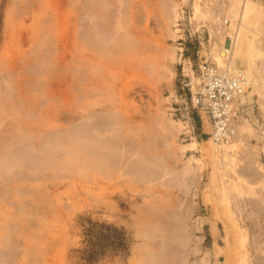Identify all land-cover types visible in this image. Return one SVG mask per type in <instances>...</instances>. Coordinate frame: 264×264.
<instances>
[{
  "label": "rangeland",
  "instance_id": "rangeland-1",
  "mask_svg": "<svg viewBox=\"0 0 264 264\" xmlns=\"http://www.w3.org/2000/svg\"><path fill=\"white\" fill-rule=\"evenodd\" d=\"M84 1L0 0V121H3L2 125L0 124V133L4 130L3 134L6 135L8 132L5 129L9 131V134L4 138L3 134H0V137L2 135L0 147L12 143L13 145H9L11 150L12 147L17 148V145L21 143V138L18 139L19 143L16 139L14 142L11 139L10 143L4 141L5 137L12 134V131L10 132L11 124L7 123L12 115L10 116L11 113L9 116L6 114L11 110L10 103L14 102L13 104H15L19 100V93H16V88L19 86V89H22V91L18 89L21 93L20 96L24 94L22 98L20 97L21 100L25 98V102H28L31 98L30 104L31 102L35 103L32 106L36 105L37 108L39 105L40 112L36 109L38 112L36 113L39 115H35V120L24 116V110H21L23 105L18 106L19 112L13 106L12 110L16 116L21 115L20 112H22L23 120L25 122L29 120L28 123H37V121L39 123V120L44 121L46 118L49 121V118L53 119L54 115L60 114V111L55 112L58 110H61L62 114L60 115L62 116L64 112H72L74 109L76 113H81L79 107L83 106L82 104L85 102H91L90 99L94 103L96 101L93 99H96L97 105L100 100L102 102V99H107L104 100L105 102L103 101L104 103H100L101 107L97 106V109L100 111L101 109L113 110L112 107L119 108L121 118L126 123L120 125L116 129L118 131L113 134L117 136V140H123L124 145L129 148L132 149V145H134V154L127 153L126 147H123L126 149L122 150L123 153L121 152L124 162L121 161L122 157L119 159L120 163L126 162L125 166L120 164L118 168L113 167V170L108 165V169H110L108 171V166L103 170L99 169L100 167L96 169V167L91 168L90 166H88L89 169L86 166L83 169V165H81L82 168L79 169L83 171L81 172L78 171L77 165V169L74 168L73 163L71 162V164L70 160L66 158H62L63 162L66 159L65 162H69L68 164L73 166L72 170L67 167L64 169L66 163L61 165L65 171H62L61 167L58 168L56 164L59 165L58 162L62 159H58L57 163L56 160H52L55 164L52 163L53 169L49 168V166L52 167L51 163L42 168L26 166L24 163L21 166L17 163L20 161L22 163L23 160L19 161L18 159V162L12 161V164L18 165L17 168L16 165L11 164L9 160L11 158L7 159L6 157L15 153L8 154L9 149L5 147L7 150H4L5 154H3V148H0V152H2L0 154L5 156L4 158L1 155L0 158L2 170L9 169V166V170L12 169L10 173L7 169L2 171L0 168V185L2 186H0V264H157L155 256L159 252L154 254L157 250L161 249L159 251H162L169 246L170 250L165 252L166 255L169 254L167 255L168 261L162 264H197L199 262L200 264L202 262L204 264H264V0H252L257 7L263 9L262 15L256 21L257 23L242 27L244 30H242V35L240 34L242 41L255 47L252 52L256 51L257 55L250 53L251 50L246 54L249 50L247 49L245 55L239 56L240 58L234 57L235 61L233 58H230L229 61V53L225 54L222 49L226 46L225 44H227V49L232 47V38L239 24L238 18H234L235 10L231 11L229 8L232 0H126L125 6L128 12H126V21L124 20L123 24L125 34H128L126 36L130 35L129 38L132 39L129 40H133L127 50L132 55L129 57L133 58V62V60L146 59L151 55L152 62L154 60L155 62L152 65L150 60L152 65L150 67L139 62L141 65L138 66L141 68H133L129 65L131 59L130 61L129 59L125 60L126 65H122L124 62L119 60H116L115 63L114 59L108 63L109 70L112 69L108 73H115L114 76L110 75V77L105 74L107 75L106 80L109 82L107 86L104 87L102 84L103 86L95 89L89 87V90L104 89L108 87V84L114 86L106 88L103 93L100 89L101 93H98L100 96L93 91L89 100L84 98L82 93L75 94V90L78 91L77 83L79 82L76 69H81V66L78 67L80 60L84 57L86 59L92 57L88 48L83 49L86 46L82 48L80 46L82 44H77L81 42L78 35L81 31L82 19L87 18V14H85L87 2ZM195 4L200 6L198 7L200 13L196 16ZM165 6H169V8ZM171 6L173 9H170ZM27 13H32L30 15L34 17L31 16V18ZM52 28L56 31H53ZM130 30H133V37ZM51 32L52 34L57 33L60 39L55 34L53 37ZM42 35L47 36L48 40L49 38L55 39L58 43H54L52 40L51 43L50 40L45 41L47 40L45 39L44 46L41 43L44 39ZM74 38L78 42H75ZM143 47L144 49L147 47L145 50L148 52ZM124 52L126 51L124 50ZM151 52L152 54H149ZM135 55L142 58L138 59ZM79 57H81L80 60ZM125 57L127 56L122 57V61L127 59ZM206 57L213 63H217L219 67L232 61L230 63L232 73L237 71L245 73L248 70L252 74V79H255L262 89V94H259L251 86L252 81L249 82L250 84L247 82L249 87H246L245 96L240 104L242 113L235 123L238 126L234 125L235 134L233 133L232 139L228 142L230 146H233L232 152L215 153L211 151L213 149L211 140L213 139L210 123L203 113H198L191 107L192 87L199 83L197 73L199 64ZM95 58L90 60L92 64L95 62L97 65L98 61H95ZM245 58H248L247 62H245ZM27 61L29 63H26ZM127 65L129 67H126ZM161 67H165L166 71L165 68L164 71L167 73ZM155 70L158 71L155 72ZM94 72L98 73L99 71L95 69ZM44 79L51 85L47 82L45 87ZM112 79L115 82L111 83ZM7 81L8 83H6ZM33 82L34 84H32ZM74 85L77 88H71ZM48 86L51 87L47 89ZM74 88L75 90H73ZM51 89L54 91L53 95L50 94L52 93ZM47 90H51L50 93L48 91L49 98L47 93L45 94ZM25 93L34 97H25ZM77 95L80 96L77 97ZM15 96L18 100L13 98ZM52 98L53 105L57 106H54L55 111L50 110L53 106H51L52 103L50 104ZM86 99L87 101H85ZM64 100L68 102H62ZM75 102L76 107L72 105ZM67 103L70 106L69 109H65ZM89 106L91 107L92 104ZM47 107H50V112L46 111ZM14 113H12L13 116ZM42 113L48 117L46 116L44 119L45 116ZM162 114L166 117L164 118ZM65 115L70 114L66 113ZM157 115L165 121L160 122ZM30 116L35 118L33 115ZM73 121L62 120L60 125L66 128L71 122L75 124L78 120ZM245 121H247L246 125ZM47 122L44 121L43 125ZM164 122L165 124H163ZM36 123L34 125L38 124ZM178 123L183 124L181 131L179 128L175 129ZM172 124L174 125L172 126ZM39 125L42 123L40 122ZM42 129L48 130L47 128ZM20 130L16 129L15 131L14 129L13 134L16 132L18 134ZM22 130L23 133L24 130ZM112 132H107L106 135ZM157 132L158 135H156ZM165 135L170 139L164 141ZM151 136H154V139ZM155 137L161 138L163 141ZM149 139H152V142H156L157 139L160 142H165L163 145L157 146L158 149L155 146V149L157 154L162 156L166 167L169 166L168 170L180 171L184 166L190 167L194 173L189 177L190 186L174 188L169 183V187L165 186L166 180L170 178V175L166 174L161 176L160 180L154 178L155 181H153L154 179L151 178L153 180L145 181L146 184L142 179L139 181L138 174L136 178V176L125 173L128 171L127 169L131 170V167H128L131 165V161L136 158V152L138 153L140 148L145 146L143 144L149 142ZM138 140H142V142ZM139 143H142V146ZM16 148L13 149L16 150L14 152L22 147ZM23 148L27 149V147ZM6 151H8L7 154ZM128 154L130 156H127ZM2 157L9 161L8 167L4 166L7 160L3 163ZM72 161L78 163L74 159ZM2 164L4 165L2 166ZM55 166L60 170V173L57 169L53 173L59 174L56 173L57 175L52 177V170L56 169ZM30 169L33 172L29 171ZM39 169L41 172L45 170L47 172L45 171L43 174L38 172ZM74 169L77 170H75L77 173L73 172ZM22 170L23 172L27 170L28 172H25L27 174L22 173ZM49 171H51V177L47 176ZM33 173L35 174L33 175ZM129 174L131 173L129 172ZM132 174H134V170ZM186 187L188 189H185ZM163 217L168 219L165 220ZM162 224L164 225L162 226ZM161 236L166 237L164 239L166 241H162ZM162 245L167 246L162 248ZM155 249L157 250L155 251Z\"/></svg>",
  "mask_w": 264,
  "mask_h": 264
},
{
  "label": "bare ground",
  "instance_id": "bare-ground-1",
  "mask_svg": "<svg viewBox=\"0 0 264 264\" xmlns=\"http://www.w3.org/2000/svg\"><path fill=\"white\" fill-rule=\"evenodd\" d=\"M53 1V0H52ZM144 1V0H143ZM163 1V0H162ZM84 2H87L86 4H85V6H86V8H87V10H85V14H87V18L89 19V20H86V19H82L83 21H82V24L80 25L81 27V31H80V33H79V31H78V33H79V39H81V42H78L75 38V42L77 41L78 43L77 44H82V45H80L82 48H83V46H86L85 48H83V49H86V48H88L91 52L90 53H92V57L90 58L91 60H92V58H95V57H97L98 58V60H97V58H95V61H98V62H96L97 63V65L95 64V62L92 64V61L89 59V58H87L86 59V57H84L83 55V59H81L80 60V58L81 57H79V60H80V65H78V64H76V65H78V67H80L81 66V69H76V71H77V76H79V78H78V83H77V87H75V85L74 86H70L71 88H73V87H75V88H77L78 89V91L77 90H75V88L73 89V90H75V94H77L78 92L79 93H82V94H84V98H89V97H91L93 94H92V92L94 91V92H96V94H98V93H101V92H99L100 91V89L102 90V93H103V90H105L106 88H108L109 89V87L111 88V86H114V85H111V86H109V84H108V87H106V88H104L105 87V85L107 86V83H109V82H107V80H106V77H107V75L108 76H114V74L115 73H108V72H110L111 70H109V67H108V63H111V61H114V59H115V63H116V60H119V61H121V62H124L122 65H124L125 64V60H127L128 61V59H129V61H130V59H131V62H130V64L129 65H131V67L133 66V68H141L140 66H138V65H141V64H145L146 66H152L153 64H154V62H155V60L152 62V60L153 59H151L152 57H151V55H150V57H147L146 59H141L140 61H134L133 60V62H132V57H129V55L130 56H132L131 54H129V52L127 51L128 50V47L130 46V44H131V42H133V40L132 41H130L131 39L129 38L130 37V35H129V37L128 36H126V35H128V34H125V28H124V24H123V22H124V20L126 21V15H127V13L126 12H128L127 11V7L125 6V3H126V0H85ZM136 2V1H135ZM128 3V2H127ZM131 3V2H130ZM155 3V2H154ZM169 3V2H168ZM167 3V4H168ZM172 3V2H171ZM230 3H232L231 4V6L229 7V8H231V11L232 10H235V12H234V18H238V20H239V24H238V26H237V28H236V32L234 33V37L232 38L233 40H232V47L230 48V49H227L228 47H227V44H225L226 46L225 47H223L222 49H224L223 51H224V53L226 54V53H229V61H230V58H233V60L235 61V59H234V57H239V56H242V55H245V53H246V50L247 49H249L248 50V52L246 53V54H248L249 52H250V50H251V52L250 53H255V52H252V51H254V49H255V47L254 46H252V45H247L244 41H242V39H241V33H243L242 32V30H244L242 27H245L246 25H248V24H252L253 25V23L254 22H256V21H258L259 20V18L261 17V15H262V13H261V11L263 10H261V8H259V7H257L256 6V4L254 3V2H252V0H232V2H230ZM28 5V4H27ZM129 5V4H128ZM164 5H165V3H164ZM38 6H40V5H38ZM37 6V7H38ZM170 6V5H169ZM169 6H165V7H167V8H169ZM174 6V5H173ZM173 6H171L170 7V9H173ZM143 7V6H142ZM198 7H200V6H198L197 4H195V6H194V11H195V16L196 15H198L199 13H200V11H199V8ZM85 8V7H84ZM233 8V9H232ZM31 10H33L32 8H30ZM29 9V11H31ZM40 9V8H39ZM129 10V9H128ZM35 11H36V9H35ZM84 11V10H83ZM163 11V10H162ZM230 11V10H229ZM230 11V12H231ZM32 12H34V11H32ZM37 12V11H36ZM36 12H34V13H36ZM138 12V11H137ZM201 12H202V10H201ZM162 13V12H161ZM174 13V12H173ZM26 14V13H25ZM24 14V16H26ZM30 14H32V13H30ZM30 14H28L27 13V15H29L30 17L32 16V15H30ZM56 14V13H55ZM175 14V13H174ZM203 14V13H202ZM202 14H201V16H202ZM36 15V14H35ZM51 15V14H50ZM134 15V14H133ZM175 15H177V14H175ZM18 16V15H17ZM24 16H22V17H24ZM28 16V17H29ZM45 16V15H44ZM56 16V15H55ZM54 16V17H55ZM171 16V15H170ZM204 16V15H203ZM27 17V18H28ZM32 17H34V16H32ZM31 17V18H32ZM131 17V16H130ZM174 17V16H173ZM173 17H172V19H173ZM178 17V16H177ZM198 17V16H197ZM14 18V17H13ZM58 18V17H57ZM85 18V17H84ZM128 18V17H127ZM214 18V17H213ZM42 19V18H41ZM76 19H77V17H76ZM130 19V18H129ZM128 19V20H129ZM132 19V18H131ZM134 19V18H133ZM199 19H200V17H199ZM23 20V19H22ZM58 20V19H57ZM170 20V19H169ZM8 21V20H7ZM21 21V20H20ZM31 22V21H30ZM34 22V21H33ZM129 22V21H128ZM130 23V22H129ZM257 23V22H256ZM9 24V23H8ZM78 25V24H77ZM126 25H128V24H126ZM125 25V26H126ZM130 25V24H129ZM131 26V25H130ZM25 27V26H24ZM79 27V26H78ZM233 27V26H232ZM251 27V26H250ZM30 28V27H29ZM47 29V28H46ZM45 29V30H46ZM53 29V28H52ZM51 29V30H52ZM71 29V28H70ZM18 30V29H17ZM27 30V29H26ZM32 30V29H31ZM262 30V29H261ZM53 31H56V30H54L53 29ZM52 31V32H53ZM131 31V30H130ZM133 31V30H132ZM132 31H131V33L130 32H128L127 31V33H130L131 35H132ZM20 32V31H19ZM52 32H51V35H53V37H54V34H55V32H54V34H52ZM27 33V32H26ZM41 33V32H40ZM175 33V32H174ZM21 34V33H20ZM44 34V33H43ZM47 34V33H46ZM49 35H50V33H48ZM241 34V35H240ZM18 35H19V33H18ZM56 35V37L58 38L59 37V35H57V33L55 34ZM75 35V34H74ZM43 36V35H42ZM78 36H76L77 38H78ZM134 35H132V37H133ZM30 37V36H29ZM28 37V38H29ZM41 37V36H40ZM47 37V36H46ZM45 37V35L42 37V38H44V39H42V45H44V40L45 39H47ZM61 37V36H60ZM246 37V36H245ZM12 39V38H11ZM54 39V38H53ZM58 39H60V38H58ZM61 39H62V37H61ZM78 39V40H79ZM130 39V40H129ZM49 40L51 41L52 39H50L49 38ZM48 39L47 40H45V41H49ZM55 40V39H54ZM52 40L54 43H58L57 42V40ZM73 40V39H72ZM36 41V40H35ZM52 41H51V43H52ZM60 41V40H59ZM64 41V40H63ZM74 41V40H73ZM72 41V43H74ZM129 41H130V43H129ZM34 42V41H33ZM62 42V41H61ZM65 42V41H64ZM138 42V41H137ZM40 43V44H41ZM50 43V44H51ZM135 43V42H134ZM249 43V42H248ZM252 43V42H251ZM47 44H49L48 42H47ZM61 44H63V43H61ZM74 44H76V43H74ZM132 45V44H131ZM134 45V44H133ZM136 45V44H135ZM138 45V44H137ZM45 46V45H44ZM52 46V45H51ZM55 46V45H54ZM53 46V47H54ZM37 47V46H36ZM60 47V46H59ZM131 48V47H130ZM133 48V47H132ZM142 48V47H141ZM147 47H145V49H146ZM151 48V47H150ZM82 49V50H83ZM143 49H144V47H143ZM144 49V50H145ZM149 49V48H148ZM256 49H258V48H256ZM39 50V49H38ZM124 50L126 51V52H124ZM139 50V49H138ZM151 50V49H150ZM58 51V50H57ZM145 51H147V50H145ZM163 51V50H162ZM124 52V53H123ZM132 52H134V51H132ZM136 52H137V50H136ZM140 53H142L141 51H139ZM148 52V51H147ZM154 52V51H153ZM161 52V51H160ZM89 53V54H90ZM221 53H223L222 51H221ZM257 53V52H256ZM255 53V54H256ZM62 54V53H61ZM85 54H87V53H85ZM123 54V55H122ZM134 54V53H133ZM149 54H152V52L151 53H149ZM240 54V55H239ZM138 55H141V54H138ZM220 55V54H219ZM257 55V54H256ZM35 56V55H34ZM33 56V57H34ZM36 56H37V54H36ZM78 56V55H77ZM80 56V55H79ZM94 56V57H93ZM100 58H99V57ZM119 56V57H118ZM124 56H127V57H125V58H127V59H123V61H122V57H124ZM136 56V55H135ZM144 56V55H143ZM170 56V55H169ZM116 57V58H115ZM136 57H138V56H136ZM140 57V56H139ZM139 57H138V59H139ZM145 57V56H144ZM43 58V57H42ZM61 58V57H60ZM78 58V57H77ZM140 58H142V57H140ZM224 58V57H223ZM240 58V57H239ZM249 58V57H248ZM247 58V59H248ZM250 58H251V54H250ZM259 58V57H258ZM28 59V58H27ZM138 59H136V60H138ZM156 59V58H155ZM166 59V58H165ZM246 59V58H245ZM247 59H246V61L245 62H247ZM25 60V59H24ZM42 60V59H41ZM45 60V59H44ZM63 60H64V58H63ZM79 60H77V61H79ZM151 60V62H152V65H151V62H149ZM224 60V59H223ZM222 60V61H223ZM249 60H251V59H249ZM33 61V60H32ZM43 61V60H42ZM46 61V60H45ZM54 61V60H53ZM59 61V60H58ZM90 61H91V63H90ZM222 61H220L222 64H223V62ZM233 61V62H234ZM118 62V61H117ZM139 62H141V64L139 63ZM159 62V61H158ZM225 62V61H224ZM22 63V62H21ZM25 63V62H24ZM26 63H29V61H27ZM31 63H33V62H31ZM220 63V64H221ZM230 63H232V61L230 62ZM230 63H227V67L229 68V71L231 70L230 68H232L231 67V64ZM249 64H250V62H248ZM247 63V64H248ZM23 64V63H22ZM45 64V63H44ZM51 64V63H50ZM127 64V63H126ZM125 64V65H126ZM225 64V63H224ZM249 64H248V66H249ZM18 65V64H17ZM67 65V64H66ZM75 65V66H76ZM11 66V65H10ZM138 66V67H137ZM233 66V65H232ZM24 67V66H23ZM31 67H33V66H31ZM86 67V68H85ZM125 67V66H124ZM126 67H129L128 65L126 66ZM155 67V66H154ZM153 67V68H154ZM159 67V66H158ZM166 67V66H165ZM164 67V68H165ZM34 68V67H33ZM47 68V67H46ZM51 68V67H50ZM99 68V69H98ZM119 68H121V67H119ZM153 68H150L151 70L153 69ZM164 68L163 67H161V69H163V71H164ZM248 68V67H247ZM45 69V68H44ZM75 69V68H74ZM95 69H96V71H99L98 73H96V72H94L95 71ZM98 69V70H97ZM129 69H131V68H129ZM150 69H147V70H150ZM155 69H157V68H155ZM159 69V68H158ZM21 70V69H20ZM35 70V69H34ZM60 70V69H59ZM122 70V69H121ZM22 71V70H21ZM27 71V70H26ZM68 71V70H67ZM119 71H120V69H119ZM131 71H133L132 69H131ZM158 70H155V72H157ZM162 71V72H163ZM165 71H166V68H165ZM164 71V72H165ZM168 71V70H167ZM234 71H235V68H234ZM4 72H6V71H4ZM20 72V71H19ZM35 72V71H34ZM42 72H44V71H42ZM96 73V76H94L95 74L94 73ZM136 72V71H135ZM154 72V71H153ZM152 72V73H153ZM163 72V73H164ZM231 72V71H230ZM238 72V71H237ZM242 72V71H241ZM52 73V72H51ZM59 73V72H58ZM118 73V72H117ZM152 73H150V74H152ZM165 73H167V72H165ZM232 73V72H231ZM244 73V72H243ZM14 74V73H13ZM43 74V73H42ZM44 74H46V73H44ZM43 74V75H44ZM105 74H107V75H105ZM247 76H246V75ZM37 75V74H36ZM54 75V74H53ZM93 75V76H92ZM123 75V74H122ZM163 75V74H162ZM244 75H245V77H246V79H248V84H250L249 82H251V86H253L254 87V90L257 92V93H259V94H262V89H260V86L257 84V82L255 81V79L253 80L252 79V77H251V73L247 70V71H245V73H244ZM1 76V75H0ZM15 76V75H14ZM22 76V75H21ZM67 76V75H66ZM73 76H74V73H73ZM97 76H100V77H97ZM110 76V77H111ZM117 76V75H116ZM11 77H12V75H11ZM62 77V76H61ZM97 77V78H96ZM166 77V76H165ZM164 77V78H165ZM12 78H14V77H12ZM17 78H18V76H17ZM32 78H34L33 76H32ZM72 78H74L75 79V77H72ZM99 78V79H98ZM117 78V77H116ZM115 78V79H116ZM161 78V77H160ZM254 78V77H253ZM15 79V78H14ZM43 79V78H42ZM49 79V78H48ZM60 79V78H59ZM74 79H72V80H74ZM101 79V80H100ZM114 79V80H115ZM4 80V79H3ZM20 80V79H19ZM45 80V79H44ZM71 80V79H70ZM77 80V79H76ZM111 80V79H110ZM122 80V79H121ZM1 81V80H0ZM11 81V80H10ZM46 82H43L44 84H45V87H46V85L49 83V81H47V80H45ZM51 81V80H50ZM19 82V81H18ZM36 82V81H35ZM38 82H40V81H38ZM48 82V83H47ZM74 83L73 84H75V81H73ZM112 82H115V81H113V79H112V81H111V83ZM198 82H199V80H198ZM6 83H8V81L6 82ZM37 83V82H36ZM35 83V85H37ZM72 83V82H71ZM71 83H69V84H71ZM136 83V82H135ZM19 84V83H18ZM22 84V83H21ZM32 84H34V82L32 83ZM38 84H40V83H38ZM104 85V89H102V88H99V89H97V90H92L91 88V90H89V87H93L94 89L95 88H98V87H100L101 85ZM113 84H115V83H113ZM247 84V86L249 87V85ZM3 85V84H2ZM42 85V84H41ZM49 85H51V83H49ZM68 85V84H67ZM102 85V86H103ZM6 86V85H5ZM8 86V85H7ZM69 86V85H68ZM246 86V87H247ZM250 86V87H251ZM39 87V86H38ZM49 87H51V86H48L47 87V89H49ZM12 88V87H11ZM10 88V90H14V88H12L11 89ZM42 88V87H41ZM8 89V88H7ZM6 89V90H7ZM17 90V92L16 93H19V100H18V98H16V96L15 97H13V98H16V100H18L15 104H11L10 103V107H11V110L13 109V106L16 108L15 110H17L18 109V106H24L21 110H24V116L26 117H28V118H33V120H35L36 119V116L37 115H39V114H37L38 112H40L39 110H38V106L39 105H37V108H36V105L35 106H32L33 104H35L34 102H33V104H32V102H31V104H30V101L29 100H31V98L30 97H34L33 95H27L26 93H25V97H28V98H30L29 100H28V102H25V98L24 99H20V97L22 98L23 96H24V94H23V92H22V96H20V92H19V90H21L22 91V89L20 88L19 89V86L16 88ZM19 89V90H18ZM27 89V88H26ZM29 89V88H28ZM35 89V88H34ZM43 89V88H42ZM80 89V90H79ZM6 90H5V92H6ZM41 90V89H40ZM52 90V89H51ZM50 90V91H51ZM60 90V89H59ZM73 90H72V92H73ZM3 91V90H2ZM46 91V90H45ZM48 91L49 90H47V92H45V94L47 93V96H48V94L50 93V91H49V93H48ZM62 91V90H61ZM77 91V92H76ZM253 91V90H252ZM44 92V91H43ZM53 90H52V93H50L51 95H53ZM13 93V92H12ZM15 93V94H16ZM32 93V92H31ZM78 93V94H79ZM109 93V92H108ZM2 94V93H1ZM4 94V93H3ZM14 94V95H15ZM44 94V95H45ZM111 94V93H110ZM70 95V94H69ZM81 95V94H80ZM79 95V96H80ZM95 95V94H94ZM99 95V94H98ZM97 95V96H98ZM2 96V95H1ZM4 96H5V94H4ZM50 96V95H49ZM49 96H48V98H49ZM78 95H77V97H79ZM100 96V95H99ZM102 96V95H101ZM106 96H108V95H106ZM6 97V96H5ZM18 97V96H17ZM102 97H105L104 95L102 96ZM2 98H3V96H2ZM55 99V98H54ZM58 99V98H57ZM87 99L85 100V101H87ZM100 99H102V98H100ZM109 99V98H108ZM3 100V99H2ZM15 100V99H14ZM13 100V101H14ZM24 100V101H23ZM34 100V99H33ZM45 100V99H44ZM52 100H53V98L51 99V102H50V104L52 103ZM89 100V99H88ZM94 101H96L95 103L94 102H92V99H90L89 101H91V102H89V103H87V102H85L84 104H82L83 106H81V107H79V112H81V113H76L75 112V109L71 112H66L67 114H70V115H65L66 113L64 112V115L62 116V115H60V114H62L61 113V110H58V111H55V109H54V106L55 107H57L56 105H53V103L51 104V109H50V107H47V112L49 111V109L50 110H52V111H55L56 113H58L59 111V113L60 114H56V115H54V117H53V119H50L49 118V121L47 120V118H46V116L48 117V115H44L45 113H47V112H45V113H42L45 117H44V121H48L47 123H45L44 125H43V123H44V121H40L39 120V123L41 122L42 123V125H39L38 126V121H37V123L36 122H29L28 123V121L29 120H26V122L23 120V118L24 117H22L23 116V114H22V112H20V114L21 115H18V116H16V113H14L13 111L14 110H12V112H11V110L10 109H8V110H10V111H8L9 113L8 114H6V115H8L9 116V114H10V121L9 122H7V123H9V124H11V127L12 128H10V132L12 131V134L11 135H9L7 138L5 137V139H4V141L6 140V142L7 143H10L9 141H12L13 140V142L14 141H16V140H18L19 138H21V141L20 140H18V143H19V141L21 142L20 143V145H17V148L16 147H12V149L10 150V148H9V145H13L12 143H10V144H7L6 142H4V143H6L7 145L6 146H1L0 148L2 149L3 148V154H5V151L4 150H7V149H9V152L8 151H6V154H7V152H8V154H11L12 152L13 153H15V154H13V155H8V156H6L7 157V159H9V158H11V159H9L10 160V162H11V164H12V161H17L18 159H19V161L20 160H23L22 161V163H21V161H20V163H17L18 165H20L21 164V166L23 165V163L27 166V165H31V167H37V168H42L43 166H48L47 164L48 163H51V165H52V167L51 166H49V168L50 169H53V161L52 160H56L55 162L57 163L58 161V159L59 160H61L62 158H66V159H69L70 160V163L72 162L73 163V166H74V168L76 167V165H77V167H79L78 168V171H81V172H83L82 170H79V169H81L82 168V166L81 165H83V169L85 168L84 166H86L88 169H89V167L88 166H90L91 168H95L96 167V169L97 168H99V169H106V166H110V167H117L118 168V166H120V164L122 165L123 164V166H125V164H126V162L125 163H120V159H119V157H122V150H124L123 149V147H126V152L128 153V152H130V153H132V155L134 154L133 152H134V145H132V149L131 148H129L128 146H126V145H124V143H123V140H117V136H115L113 133L115 132V131H118V130H116L117 128H119L120 127V125H124L126 122L121 118V115H120V110H119V108L117 107V108H115V107H112L113 108V110H108V109H101L100 111L97 109V106H98V108L99 107H101V104L102 103H104L107 99H102L103 101L102 102H100L99 101V105H97L98 104V101L96 100V99H93ZM65 101H67V100H64V101H62V102H65ZM68 102V101H67ZM72 102H74L73 100H72ZM82 102V101H81ZM22 103V104H21ZM48 103V102H47ZM46 103V104H47ZM55 103V102H54ZM101 103V104H100ZM107 103V102H106ZM112 103V102H111ZM16 104H17V106H16ZM26 104H27V107H26ZM41 104V103H40ZM78 104V103H77ZM89 104H92V106L90 107L89 106ZM113 104V103H112ZM8 106H9V104H7ZM69 104L67 103L65 106V109H69V107L70 106H68ZM72 105H75V107H76V102H75V104L74 103H72ZM72 105H71V107H72ZM78 105H81V104H78ZM110 105V104H109ZM6 106V105H5ZM4 106V107H5ZM29 106V107H28ZM48 106H50V105H48ZM104 106V105H103ZM113 106V105H112ZM3 107V108H4ZM74 107V106H73ZM6 108H9V107H6ZM54 110H53V109ZM78 108V107H77ZM111 108V107H110ZM38 110V112H37V110ZM41 109V108H40ZM59 109V108H58ZM80 109H81V111H80ZM41 110H43V109H41ZM45 110V109H44ZM107 110V111H106ZM159 110V109H158ZM18 111V110H17ZM16 111V112H17ZM20 111V110H19ZM18 111V112H19ZM66 111V110H65ZM37 112V113H36ZM42 112V111H41ZM50 112V111H49ZM54 112V113H55ZM5 113H7L6 111H5ZM4 113V114H5ZM12 113H14L15 115L13 116V114ZM52 113V112H51ZM161 113V112H160ZM3 114V113H2ZM166 114V113H165ZM29 115H33V116H35V118L34 117H32V116H30L29 117ZM43 115H41V116H43ZM163 115V114H162ZM4 116V115H3ZM41 116H39V117H41ZM53 116V115H52ZM52 116H49V117H51L52 118ZM61 116V117H60ZM161 116V115H160ZM14 117V118H13ZM15 117H16V119H15ZM26 117V118H27ZM38 117V118H39ZM157 117H159L158 115H157ZM163 117H164V115H163ZM166 117V116H165ZM164 117V118H165ZM17 118H22V120H20V119H17ZM25 118V119H26ZM37 118V119H38ZM42 118V117H41ZM160 118V120H161V117H159ZM11 119H13V120H11ZM30 119V120H31ZM62 120H67L68 122L69 121H71V120H74V121H76V120H78V121H76L77 123H70V125L67 127L66 126V128H64L63 127V125H60V121L62 122ZM163 121H165L164 119H162ZM162 120L160 121V122H162ZM12 121V122H11ZM32 121V120H31ZM73 121V122H74ZM6 122V121H5ZM22 122H24L23 124H20V123H22ZM157 122V121H156ZM159 122V123H160ZM166 122H169L170 123V121H168V120H166ZM1 123H3V121H0V124ZM6 123V124H7ZM37 124V125H34V124ZM158 123V122H157ZM245 123V125L247 124V121H245L244 122ZM6 124H4V125H6ZM8 124V125H9ZM62 124V123H61ZM64 124V123H63ZM163 124H165V122L163 123ZM167 124V123H166ZM2 125V124H1ZM3 125V126H4ZM20 125V126H19ZM22 125V126H21ZM27 125H28V127H27ZM161 125V124H160ZM174 124H172V126H173ZM177 126H176V128L175 129H178L179 128V131H181V129H182V127H183V124H180V123H178V124H176ZM2 126V127H3ZM171 128H172V126L171 125H169ZM236 126H238V125H236ZM6 127H7V125H6ZM10 127V126H9ZM124 127V126H123ZM165 127V126H164ZM42 128H47L46 130L47 131H45V129H42ZM167 128H169L168 126H167ZM237 128V127H236ZM240 128V127H239ZM9 129V128H8ZM12 129V130H11ZM15 129V131H16V129L18 130V129H23L22 131H23V133L21 132V130L19 131V133L17 134V132L15 133V134H13V130ZM41 129L43 130V132L41 131ZM121 129V128H120ZM140 129V128H139ZM163 129V128H162ZM8 133H6V135L7 134H9V131L7 130V129H5ZM38 130V131H37ZM35 131H37L36 133H35ZM111 131H113L111 134H109V135H106V133L107 132H111ZM132 131V130H131ZM3 132H4V130H3ZM3 132L2 133H0V134H3ZM147 132V131H146ZM150 132V131H149ZM175 132V131H174ZM173 132V133H174ZM235 132V131H234ZM21 133V135H19ZM126 133V132H125ZM151 133V132H150ZM149 134V133H148ZM155 134V133H154ZM177 134V133H176ZM235 134V133H234ZM238 134V133H237ZM6 135H4L3 134V138H4V136H6ZM19 135V136H18ZM156 135H158V132H157V134ZM168 135H171V134H168ZM173 135V134H172ZM171 135V136H172ZM175 135V134H174ZM119 136V135H118ZM148 136V135H147ZM248 136V135H247ZM1 137H2V135H1ZM1 137H0V139H1ZM152 137V136H151ZM154 137V136H153ZM152 137V138H153ZM139 138V137H138ZM150 138V137H149ZM155 138H158V137H155ZM12 139V140H11ZM16 139V140H15ZM122 139V138H121ZM154 139V138H153ZM158 139H161V138H158ZM158 139L157 140H155L156 142H152V139H149V142H147V143H145V144H143V145H145V146H142V143H139L141 146H142V148H140V150L138 151V153L136 152V158L133 160V161H131L132 163H131V165L128 167V168H130L131 170L129 171V169H127L126 171L127 172H125V173H127L128 175H133V176H136L137 174H138V176H140V178H139V181H141V179H142V181L144 180V183H146V182H149L150 180H151V178H161V176H163V175H170L169 177L170 178H168L166 181V183L167 184H165V186L166 185H168V187H169V184L171 185V186H173L174 188H177L178 186H180V187H184V186H186V185H188V186H190L189 185V183H190V179H189V177H190V174H191V176H192V174H194L193 173V171L190 169V167H187V166H184V168L183 169H179L180 171H174V170H168L169 168V166H167L166 167V165H165V163H163V161H162V156L160 155V154H157V151H156V149H158L157 148V146H161V145H163L165 142H160V141H163L162 139L160 140V141H158ZM163 139H164V141L165 140H169L170 138L168 137V136H166L165 135V138L163 137ZM232 139V138H231ZM1 141V140H0ZM137 141V140H136ZM139 142L141 141L142 142V140H138ZM144 141V140H143ZM234 141V140H233ZM145 142V141H144ZM174 142V141H173ZM230 142V141H229ZM4 143H3V145H4ZM166 143H167V141H166ZM211 143H212V145H211V147L214 149H212L211 151H214L215 153H221V152H224V153H228V151H231L232 152V150H231V148L233 147L232 145L230 146L229 145V143H221V144H217V143H215L214 142V140H211ZM1 145V144H0ZM22 145V146H21ZM193 145V144H192ZM192 145H190V146H192ZM237 145V144H236ZM8 146V147H7ZM22 147V148H20L17 152H14V151H16V150H13V149H18L19 147ZM155 146H156V149H155ZM171 146V145H170ZM7 149H6V148ZM23 147H27V149L26 148H23ZM138 147V146H137ZM136 147V148H137ZM175 147V146H174ZM206 147V146H205ZM30 148V149H29ZM129 148V149H128ZM169 148V147H168ZM186 148V147H185ZM192 148V147H191ZM171 149V148H170ZM183 149H184V147H183ZM13 150V151H12ZM34 150V151H33ZM129 150V151H128ZM138 150V149H137ZM2 151V150H1ZM11 151V152H10ZM33 152H35V153H33ZM122 152V153H121ZM126 152H124V153H126ZM185 152V151H184ZM213 152V153H214ZM0 153H2V152H0ZM40 153V154H39ZM120 153V154H119ZM126 153V154H127ZM129 153V154H130ZM182 153V152H181ZM3 154H0V158H1V155H3ZM126 154H123V155H126ZM127 155V156H130V155ZM233 155V154H232ZM231 155V156H232ZM4 156V155H3ZM117 156H118V158H117ZM176 156V155H175ZM182 156V155H181ZM221 156V155H220ZM230 156V155H229ZM9 157V158H8ZM3 158V157H2ZM4 158H5V156H4ZM4 158H3V163H5L4 161H6V160H4ZM116 158V159H115ZM217 158V157H216ZM221 158V157H220ZM65 159V160H66ZM75 160V161H77L78 163H75V162H73L72 160ZM226 159V158H225ZM232 159V158H231ZM1 160V159H0ZM65 160H64V162H63V159L60 161V162H58V163H60L59 165L58 164H56L57 166H58V168H60L61 167V169H63L62 168V166L61 165H64V163H66V165H64V169H65V167H67V168H70V170H72L73 169V166L71 165H69L68 163L69 162H65ZM123 160V157H122V159H121V161ZM191 160V159H190ZM226 160H228V159H226ZM2 161V160H1ZM0 161V162H1ZM164 161H166V160H164ZM7 162H8V164H7ZM18 162V161H17ZM61 162H63L62 164H61ZM122 162H124V161H122ZM223 162V161H222ZM53 163V164H52ZM75 163V164H74ZM216 163V162H215ZM14 164V163H13ZM12 164V165H13ZM17 164H14V165H16L17 166V168H18V165ZM187 164H188V162H187ZM186 164V165H187ZM217 164V163H216ZM232 164V163H231ZM0 165H1V163H0ZM4 164H2V166H3ZM7 165H9V161L7 160L6 161V163H5V165L4 166H7ZM55 165V164H54ZM69 167H68V166ZM168 165V164H167ZM25 166V167H26ZM109 166L107 167V169L109 168ZM135 166V167H134ZM8 167V166H7ZM20 167V166H19ZM77 167H76V169H77ZM104 167V168H103ZM122 167V166H121ZM120 167V168H121ZM249 167V166H248ZM0 168H1V166H0ZM16 168V167H15ZM37 168H35V169H37ZM45 169H46V167H44ZM54 168H56V166L54 167ZM58 168H56V169H54V170H52V173L54 172V171H56ZM66 168V169H67ZM72 168V169H71ZM111 168V169H112ZM126 168H127V166H126ZM168 168V169H167ZM246 168V167H245ZM5 169V171H6V169L7 168H4ZM3 169V170H4ZM9 169H10V166H9ZM9 169H7L8 170V172L10 171V173H11V170H9ZM29 169V168H28ZM49 169V170H50ZM62 170V171H65V170ZM76 169H74L73 170V172H76L77 170ZM98 169V170H99ZM175 169V168H174ZM227 169V168H226ZM1 170H2V168H1ZM2 170V171H3ZM15 170V169H14ZM67 170H69V169H67ZM76 170V171H75ZM110 169H108V171H109ZM113 170H114V168H113ZM118 170V169H117ZM120 170V169H119ZM133 170H134V174H132L133 173ZM136 170V171H135ZM197 170V169H196ZM221 170V169H220ZM16 171V170H15ZM27 171V170H26ZM25 171V172H26ZM29 171H31V172H33L32 171V169H30ZM38 171V170H37ZM46 171V170H45ZM45 171H43V172H41L40 171V169H39V171L38 172H41V173H43L44 174V172ZM47 171H48V168H47ZM46 171V172H47ZM60 170L58 169V172H59ZM123 171V170H122ZM132 171V172H131ZM195 171V170H194ZM13 172V171H12ZM19 172H20V169H19ZM25 172H23V170H22V173H25ZM28 172V171H27ZM37 172V173H38ZM51 171H49L48 172V174L49 175H47L48 177H51L50 176V173ZM124 172V171H123ZM129 172L131 173V174H129ZM7 173V172H6ZM14 173V172H13ZM36 173V172H35ZM35 173H33V175L35 174ZM57 173V172H56ZM53 173V175H52V177L53 176H56L57 174H59V173ZM77 173V172H76ZM94 173V172H93ZM230 173V172H229ZM17 174V173H16ZM19 174H21V173H19ZM25 174H27V173H25ZM39 174V173H38ZM37 174V175H38ZM55 174V175H54ZM80 174V173H79ZM202 175V174H201ZM8 176V175H7ZM28 176V175H27ZM195 176V175H194ZM25 177V176H24ZM38 177V176H37ZM73 177V176H72ZM16 178V177H15ZM17 178H19V177H17ZM28 178V177H27ZM34 178V177H33ZM136 178H137V176H136ZM195 178V177H194ZM12 179H13V177H12ZM51 179V178H50ZM152 179V180H153ZM155 179L153 180V181H155ZM2 180V179H1ZM4 180V179H3ZM151 180V181H152ZM160 180V179H159ZM163 180V179H162ZM13 181V180H12ZM33 181H35V180H33ZM136 181V180H135ZM146 181V182H145ZM164 181V180H163ZM216 181V180H215ZM162 183V182H161ZM169 183V184H168ZM40 184V183H39ZM147 184V183H146ZM159 184V183H158ZM218 184V183H217ZM11 185V184H10ZM9 185V186H10ZM41 185V184H40ZM160 185V184H159ZM164 185V184H163ZM162 185V186H163ZM177 185V186H176ZM1 186V185H0ZM176 186V187H175ZM2 187V186H1ZM15 187V186H14ZM148 187V186H147ZM179 187V188H180ZM41 188V187H40ZM173 188V189H174ZM3 189V188H2ZM16 189V188H15ZM27 189V188H26ZM164 189V188H163ZM185 189H188L187 187L185 188ZM231 189V188H230ZM17 190V189H16ZM46 190V189H45ZM22 192V191H21ZM26 192V191H25ZM244 192V191H243ZM14 193V192H13ZM41 193V192H40ZM50 193V192H49ZM34 195V194H33ZM223 196V195H222ZM234 196V195H233ZM37 198H39V197H37ZM35 199V198H34ZM99 199V198H98ZM171 200V199H170ZM61 201V200H60ZM241 201H242V199H241ZM51 203H52V198H51ZM35 204V203H34ZM43 204H44V202H43ZM67 204V203H66ZM172 204V203H171ZM19 205V204H18ZM26 205V204H25ZM47 205H48V203H47ZM52 205V204H51ZM58 205V204H57ZM61 205V204H60ZM42 206H44V205H42ZM50 206V205H49ZM172 206V205H171ZM220 206V205H219ZM59 207V206H58ZM169 207V206H168ZM224 207V206H223ZM36 208V207H35ZM173 208V207H172ZM175 208V207H174ZM22 209V208H21ZM19 210V209H18ZM54 210V209H53ZM261 210V209H260ZM166 212V211H165ZM231 212V211H230ZM221 213V212H220ZM230 214V213H229ZM235 214V213H234ZM142 215V214H141ZM174 215V214H173ZM166 216V215H165ZM245 216V215H244ZM232 217V216H231ZM230 217V218H231ZM164 218V217H163ZM162 219V218H161ZM165 219V218H164ZM164 219H162V220H164ZM168 218H166L165 220H167ZM178 219V218H177ZM2 220V219H1ZM159 220V219H158ZM164 220V221H165ZM157 221V220H156ZM155 221V222H156ZM160 223H162V221H160ZM163 223H165V222H163ZM150 224V223H149ZM153 224V223H152ZM157 224V223H156ZM158 224H159V222H158ZM157 224V226L159 227V225H160V227H161V224H159L158 225ZM171 224V223H170ZM178 224V223H177ZM7 225V224H6ZM148 225V224H147ZM164 224H162V226H163ZM166 225V224H165ZM156 227V226H155ZM160 227H159V229H160ZM164 227H166V226H164ZM157 228V227H156ZM163 229V228H162ZM237 229V228H236ZM153 230V229H152ZM158 230V229H157ZM148 231V230H147ZM163 231V230H162ZM159 232V231H158ZM164 232H165V230H164ZM185 232V231H184ZM157 234V233H156ZM171 234V233H170ZM181 234V233H180ZM144 235V234H143ZM155 236V235H154ZM159 236V235H158ZM168 236H169V233H168ZM167 236V237H168ZM187 236V235H186ZM146 237V236H145ZM170 238H171V236H169ZM173 237V236H172ZM161 239H163L162 241H166V240H164V239H166V237L164 238V236H161L160 237ZM8 239V238H7ZM146 239V238H145ZM185 239V238H184ZM17 240V239H16ZM171 240V239H170ZM177 240H178V237H177ZM176 240V241H177ZM197 243V242H196ZM156 245H158V244H156ZM161 245V244H160ZM168 245V244H167ZM166 245V246H167ZM172 245V244H171ZM165 245H162V248H164V247H166ZM169 246V245H168ZM160 248V247H159ZM170 250V246H169V248L167 247V249H162V251H159V250H161V249H159V250H157V249H155V251H156V253H155V251H154V255H156L157 254V252H159L155 257H157L156 259L157 260H155V262H157V264L159 263V264H162V263H166V261H168V256L167 255H169V254H167L166 255V253L165 252H167L166 250ZM182 250V249H181ZM164 251V252H163ZM176 251V250H175ZM169 253H170V251H168ZM239 253V252H238ZM172 254V253H171ZM153 255V256H154ZM167 256V257H166ZM166 257V258H165ZM229 257V256H228ZM227 257V258H228ZM231 257V256H230ZM152 258V257H151ZM204 258V257H203ZM1 259V258H0ZM4 260H5V258H4ZM201 261V260H200ZM204 261V260H203ZM206 261V260H205ZM150 262V261H149ZM238 262V261H237ZM155 264V263H154ZM185 264V263H184ZM197 264H200V262L199 263H197ZM201 264H204L203 262L201 263ZM245 264V263H244Z\"/></svg>",
  "mask_w": 264,
  "mask_h": 264
},
{
  "label": "built area",
  "instance_id": "built-area-1",
  "mask_svg": "<svg viewBox=\"0 0 264 264\" xmlns=\"http://www.w3.org/2000/svg\"><path fill=\"white\" fill-rule=\"evenodd\" d=\"M226 65L219 67L207 57L201 61L197 72L199 83L193 85L191 94V107L206 116L211 137L217 144L228 143L233 137L247 86L244 73H231Z\"/></svg>",
  "mask_w": 264,
  "mask_h": 264
}]
</instances>
